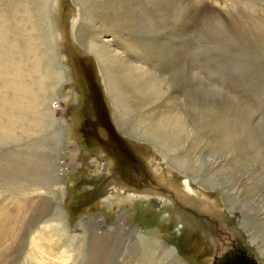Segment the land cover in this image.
Segmentation results:
<instances>
[{"label":"rangeland","instance_id":"rangeland-1","mask_svg":"<svg viewBox=\"0 0 264 264\" xmlns=\"http://www.w3.org/2000/svg\"><path fill=\"white\" fill-rule=\"evenodd\" d=\"M53 1L66 74L45 90L55 120L33 96L11 109L24 129L0 133V264H213L240 250L264 264V0ZM26 2L40 20L50 0H0L4 44L22 39ZM36 30L47 46L46 23ZM101 35L146 63L141 96L118 84L136 112L122 124L177 114L170 153L201 178L198 197L152 142L118 129L89 50Z\"/></svg>","mask_w":264,"mask_h":264},{"label":"bare ground","instance_id":"bare-ground-1","mask_svg":"<svg viewBox=\"0 0 264 264\" xmlns=\"http://www.w3.org/2000/svg\"><path fill=\"white\" fill-rule=\"evenodd\" d=\"M54 3L55 2L53 0H50V3L44 4L45 12L42 14L44 17L43 19L40 18V20H38L39 17L37 20H31L32 17L29 13V2L24 3L20 12H17L21 14V20L18 18L19 20L15 21V25H17V32L19 30L22 31V36L19 34L22 39H13V41H10L7 44L0 41V44H4L5 49V52L0 49V133L5 136L13 135L12 132L15 128L24 129L23 122L25 118L22 115H14L11 112L14 105L28 107L30 106L28 105L29 102L31 103L32 100L36 99L37 111L39 112L41 119H56V110L49 106L51 95H47L45 90L49 88L50 85H57L59 82L62 83L66 70L64 71L62 68L63 59L61 58L62 56H60V51L57 48L63 39V36L55 28V20L52 15L53 13L52 10L49 9L51 5H54ZM17 13L15 11V17H17ZM42 20L46 23L48 30L47 40L49 39V44L47 46L44 44L42 39H37L35 36L38 24H40V21L42 22ZM75 22L76 20L72 23L73 26H75ZM90 49L98 62L106 89L108 90L109 98L114 103V107L118 113V129L125 135L128 134L125 132L127 130L136 136L152 142L158 148L159 153L162 154V158L165 162L169 163V165L175 164L179 168V171L182 173L181 175H183L184 179V182L181 185L183 192L186 190L188 193H192L198 197L200 193L192 185V182L202 184L200 181L201 178L194 176V173H192L191 170L184 165V161L182 159H179L170 153V151H172L171 148L177 145L176 139L180 136V130H183L181 123L178 122V116H176L177 114L175 116L171 115L169 119L167 118L168 116L164 114L163 118H165V120H163L165 122H159L157 120L145 123V121L142 122L141 120L139 129L125 123L126 120L124 121L125 124H122V114L128 113L132 115L135 112V109L130 107L127 108V104L123 101V95L125 93L119 90L118 84L121 81L128 82L132 86V92L137 96H141L144 93V89L142 85L138 84L137 77L144 74L147 70L146 63L142 61L143 59L140 55L125 53V51L118 47L114 37L110 35L109 37L101 35L96 42L93 41L89 44V50ZM17 50L21 51V58L11 60L10 55L17 52ZM18 53L19 52H17V54ZM26 77L29 78V81L24 79ZM151 79L147 81L148 87H151L154 84L152 81L153 79ZM7 90L11 93L9 97L6 96ZM9 91L7 93H9ZM33 96L34 99L30 100ZM128 96L130 97V95ZM147 113L140 110L139 116L144 119L149 118ZM128 118H130V116H128ZM121 125H127L129 128H125L126 130H124ZM59 164L60 163L56 162L55 166L63 168L64 165L62 166ZM56 171L58 174V170ZM57 174L55 176L56 178H59L60 174H58L59 177ZM189 176L194 178L189 179ZM50 185H52V183ZM47 189L48 188H45V185L42 187L44 192L45 190L47 191ZM37 190L40 191L41 189L36 187V191ZM188 193L184 194L188 195ZM153 204L158 206L155 201H153ZM171 251L174 252V256L177 257L176 251L173 247H171ZM177 261L181 264L179 259Z\"/></svg>","mask_w":264,"mask_h":264},{"label":"water","instance_id":"water-1","mask_svg":"<svg viewBox=\"0 0 264 264\" xmlns=\"http://www.w3.org/2000/svg\"><path fill=\"white\" fill-rule=\"evenodd\" d=\"M213 264H259L244 250L238 251L237 255H226L219 262Z\"/></svg>","mask_w":264,"mask_h":264},{"label":"flooded vegetation","instance_id":"flooded-vegetation-1","mask_svg":"<svg viewBox=\"0 0 264 264\" xmlns=\"http://www.w3.org/2000/svg\"><path fill=\"white\" fill-rule=\"evenodd\" d=\"M104 126V130L106 131L107 135L111 136L110 138H112V131H111V128L105 124H103ZM114 142V141H112Z\"/></svg>","mask_w":264,"mask_h":264}]
</instances>
